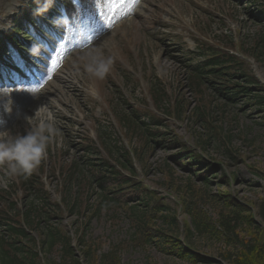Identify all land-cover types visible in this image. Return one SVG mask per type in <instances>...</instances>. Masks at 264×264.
Returning a JSON list of instances; mask_svg holds the SVG:
<instances>
[{"label":"rangeland","instance_id":"obj_1","mask_svg":"<svg viewBox=\"0 0 264 264\" xmlns=\"http://www.w3.org/2000/svg\"><path fill=\"white\" fill-rule=\"evenodd\" d=\"M15 1H6L4 13L10 11L16 15L10 8ZM83 2L90 10L95 0ZM97 2L93 20L97 25H104L98 22L104 19L111 25L108 29L101 30L95 43L89 45L84 38V17L75 19L78 14L76 10H71L72 29H75L73 40L81 41V47L74 49L68 46L62 49L68 60L66 66L58 72L59 76L55 81L53 79L50 85L46 84L40 86L39 90L31 91L29 99L25 100L18 97L19 91L15 87H0L8 88L11 93L17 91L11 95L13 104L10 113L3 107L6 98H0V121L3 122L0 124V130H13V134H25L31 122L47 120L49 116L55 121L58 134L49 146L48 156L41 162L44 176L48 178L52 199L56 201L61 197L60 185L64 169L81 157L77 143L84 139L85 135H89L88 127H92L95 137L100 131H106L111 136L110 142H104V147L106 145L114 147L121 143L117 142L118 128L112 121L117 122L132 149L140 151L136 163L137 178L144 180L148 186L157 188L161 193L166 189L175 192L172 187L162 184L166 183L169 177L161 169L167 170L168 162L175 169L172 173L177 178L175 179L177 184L185 183L188 174L167 159L173 153L166 148L168 144L155 145L151 142L153 148H145V144L143 147L142 137L126 131L127 124L121 122L119 118L120 114H133L134 109H146L142 104L145 100L147 103L153 102L151 95L161 112L169 111L167 101L172 96V100H176L177 104L181 101L185 113L176 120L172 119L166 131L175 130L188 145H193L190 149L200 147L199 138L207 139L213 132L214 135L208 140L206 149L201 146L204 153L208 159L226 165L228 175H232L234 179V183L227 185V190L239 200L254 206L257 211L258 204L264 198V112H259L254 99L227 103L207 88L205 95L198 96L189 83V71L186 66L192 56L185 60L183 55H189V50L197 51L200 46L199 39L216 41L227 48H235L231 45L237 43L254 59L252 64L254 74L264 85V45L259 44L264 39V26L258 23L253 8L244 0H138L137 3H133L132 0H97ZM68 8L70 9V6ZM26 10L27 7L21 9L19 17ZM39 24V20L34 22L35 27ZM13 25L12 17H9L3 25L5 30L0 27V31H7ZM256 44L258 52L263 53L259 57L250 51ZM56 45H61L60 39L56 40ZM44 53L46 56L42 53L36 55L38 57L36 61L34 58L30 59L35 67H42L43 60L57 61L55 58L51 59L54 54L48 55L47 51ZM88 53L112 59L111 69L103 80H98L86 72L85 64L88 61L84 57ZM158 85L159 88H165L169 97L160 104L155 101L152 92ZM92 91L101 95L112 112L107 114L101 107L99 99L91 94ZM203 107L205 121L196 122L194 113ZM141 120L150 122L149 116L145 113L141 114ZM208 125L216 132L209 131ZM106 150L109 151L108 148ZM79 162L76 170L81 182L78 186L73 179L69 188L73 200L75 197L80 198V205L73 213H64L60 219H51L48 213L49 217L44 218L41 229L30 231V236L37 240L34 250H39V246L41 248L42 253L39 254L41 261H45L46 264L60 261L61 255L56 248L45 251L41 247L40 241L41 239L43 241L44 236L40 231L44 230L49 222L52 225L54 223L61 225L69 235H72L78 243L75 251L79 257L81 253L77 250L82 249L80 241L85 238L97 247V255L117 247L119 264H188L163 254L154 245L135 246L132 241L135 229L125 209L115 212L104 208L93 213L96 208L94 205L99 200V192L93 188L92 171L83 165L82 160ZM16 178L9 180L0 170V192L5 190L11 194L10 202L14 200L13 211H9L11 216L16 212H27L31 204L35 207L43 205V201L35 193L24 195L18 187L16 192L10 191L13 183L18 180ZM226 188L219 189L225 191ZM216 190L215 186L213 191ZM62 195L65 196L64 192ZM0 201L5 204L6 197L2 198L0 194ZM65 204L67 206L65 207L70 209V205L66 202ZM172 209H175L176 213L173 204ZM207 209L212 214L211 207ZM186 220L185 214L179 213L178 236H184ZM158 225L170 229L162 221H158ZM3 227L0 225V249L3 245L9 247L6 241L2 242L5 233ZM4 236L11 240L9 236ZM16 242V246L26 249L32 244L26 238ZM195 248L214 258H218L219 250H223L221 249L223 246L215 240L198 238L195 239ZM81 264H89L86 257L82 259ZM97 264L101 263L98 261Z\"/></svg>","mask_w":264,"mask_h":264},{"label":"trees","instance_id":"obj_2","mask_svg":"<svg viewBox=\"0 0 264 264\" xmlns=\"http://www.w3.org/2000/svg\"><path fill=\"white\" fill-rule=\"evenodd\" d=\"M256 9L259 19L264 20V7L257 5ZM261 43L263 46L264 39L259 42ZM253 47L250 51L254 55L259 57L263 54L258 52V44ZM204 59L191 70L190 84L198 96L204 95L205 89L210 86L226 102L254 99L258 104V110L264 112V87L252 75L245 62L216 49L212 52V56ZM154 90L159 101L165 99L166 94H162L160 88L155 87ZM182 105L181 101L177 104L178 115L185 113ZM203 109L205 107L195 111L196 122L205 121L206 116H204ZM133 114L136 118L139 117L138 111L134 110ZM133 114H125L122 117L132 135L138 134L142 137L145 148L151 147V142L155 145L167 143L166 148L173 152L167 159L188 174L185 183L177 184L175 180L177 178L172 173L175 169L168 162V169H161L169 177L166 183L162 184L172 187L183 202V211L187 218L184 236L182 238L178 236L177 218L168 202L160 199L156 194L147 192L141 184L123 176L105 161L98 167L96 161L87 158V162L93 165L95 182L101 191L100 202L93 213L102 208L112 209L115 212L125 209L136 232L132 237L135 246L154 245L163 254L188 264H264V198L258 204L257 211L254 206L251 207L249 204L236 200L227 190V180L218 166H213L196 152L187 148L175 132L165 133L160 130L161 126H166L164 120L151 115V124L138 123L133 118ZM207 129L211 132L215 131L209 125ZM170 135L172 136L169 137ZM212 135H214L213 132L208 135L207 139L199 138L204 149L209 144L208 140ZM115 152L122 158L124 167L135 173L132 168H129L130 159L124 149L116 147ZM137 154L139 156V150ZM76 168L77 164L74 170L67 172L68 181L76 179ZM28 179L26 186L29 190L34 183H30L33 182L32 177ZM77 180L79 184L81 179L77 177ZM215 186L217 190L213 191ZM220 187L226 188L225 191L220 190ZM78 205H80V200L75 203L74 209ZM12 207L13 205L9 206V208ZM207 207H211L212 214L209 213ZM31 208L25 215L29 229L35 225L40 227L46 218L37 207L31 205ZM1 220L6 224L4 235L9 236L11 240L3 235L2 242L6 241L9 247L5 245L1 247L0 264H39L37 253L31 246L29 249L16 246V240L21 238L33 241L18 217L12 219L8 216L7 210L0 207ZM158 221L166 223L170 229L159 226ZM41 234L44 236L42 241L44 250L51 251L56 248L61 254V261L54 264H81L71 245L70 236L60 225H52L48 222ZM196 238L215 240L221 244L223 250H219V257L214 258L195 248ZM80 243L81 252L89 264H97L98 261L101 264H119L120 257L117 247L107 253L97 255L98 249L93 242L82 238Z\"/></svg>","mask_w":264,"mask_h":264},{"label":"clouds","instance_id":"obj_3","mask_svg":"<svg viewBox=\"0 0 264 264\" xmlns=\"http://www.w3.org/2000/svg\"><path fill=\"white\" fill-rule=\"evenodd\" d=\"M51 4L52 0H47L36 10V14L42 15ZM63 21L59 23L63 25ZM30 51L33 55H39L41 49L40 46L34 45ZM84 59L88 61L85 64L86 72L98 80L105 78L113 63L111 58L94 56L91 53L86 54ZM0 98H6L3 107L10 113L13 104L11 91L8 88L0 89ZM2 123L0 121V124ZM57 134L58 129L51 116L47 120L31 122L25 134H13L6 129L0 130V170L3 171L4 176L9 180L15 177L24 179L30 177L47 157L49 146Z\"/></svg>","mask_w":264,"mask_h":264},{"label":"bare ground","instance_id":"obj_4","mask_svg":"<svg viewBox=\"0 0 264 264\" xmlns=\"http://www.w3.org/2000/svg\"><path fill=\"white\" fill-rule=\"evenodd\" d=\"M1 5V4H0ZM79 44H77L78 46ZM29 93H31V88L30 89H21L19 91L18 97L22 100L29 99Z\"/></svg>","mask_w":264,"mask_h":264},{"label":"snow or ice","instance_id":"obj_5","mask_svg":"<svg viewBox=\"0 0 264 264\" xmlns=\"http://www.w3.org/2000/svg\"><path fill=\"white\" fill-rule=\"evenodd\" d=\"M132 2H133V3H137L138 0H132ZM57 66H58V62L55 61V60H53V61H52V67L55 68V67H57Z\"/></svg>","mask_w":264,"mask_h":264}]
</instances>
